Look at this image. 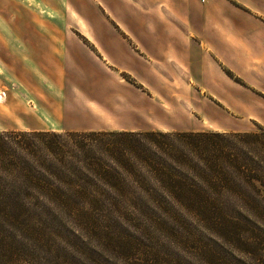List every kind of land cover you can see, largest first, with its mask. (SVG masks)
Wrapping results in <instances>:
<instances>
[{
    "label": "rangeland",
    "instance_id": "obj_1",
    "mask_svg": "<svg viewBox=\"0 0 264 264\" xmlns=\"http://www.w3.org/2000/svg\"><path fill=\"white\" fill-rule=\"evenodd\" d=\"M145 1L151 7L163 2ZM224 1L228 12L246 14L247 27L249 23L255 25L252 28L258 33L250 37L251 47L241 48L239 57L231 54L234 62L229 64L240 74L220 64L221 75L228 78L230 85H215L214 91L222 93L225 88L235 98L226 104L207 93L206 86L146 87L128 71L103 63L91 36L97 30L121 32L126 24L124 18L122 21L110 18L100 0H15L28 12H39L38 16L22 12L28 16V29L32 25L48 35L72 36L77 40L69 48L78 60L76 64L66 58L63 42L55 40L52 50L57 62L49 69L53 83L34 63L22 61L26 50L18 31L21 13L12 12L14 8L10 5L2 7L0 132L123 131L115 129L136 118L125 109L157 97L176 98L183 105L185 117L201 120L207 131H259L264 128V45L257 48L256 44L258 36L264 35V0L261 4L256 3L261 0ZM138 7L141 11L145 8ZM119 8L118 13L130 11L126 4ZM154 8L158 10L157 6ZM136 29H143V23ZM147 65L153 67L151 75L159 77L161 64ZM182 70L180 76L186 77V69ZM94 118L106 128L91 129ZM217 127L225 129L214 130ZM239 210L212 215L138 211L73 213L53 207L0 212V264H264V212ZM212 218L215 224L226 225L229 232L226 240L212 231Z\"/></svg>",
    "mask_w": 264,
    "mask_h": 264
},
{
    "label": "trees",
    "instance_id": "obj_2",
    "mask_svg": "<svg viewBox=\"0 0 264 264\" xmlns=\"http://www.w3.org/2000/svg\"><path fill=\"white\" fill-rule=\"evenodd\" d=\"M46 207L73 213L264 212V128L0 132V212ZM213 220L212 231L226 240V225Z\"/></svg>",
    "mask_w": 264,
    "mask_h": 264
},
{
    "label": "crops",
    "instance_id": "obj_3",
    "mask_svg": "<svg viewBox=\"0 0 264 264\" xmlns=\"http://www.w3.org/2000/svg\"><path fill=\"white\" fill-rule=\"evenodd\" d=\"M162 1L151 7V3L148 4L145 0H100V3L107 7L110 18L116 21H122L124 18L126 24L121 32L112 29L97 30L91 36L103 63L128 71L138 83L146 87L206 86L207 93L216 96L219 101L225 104L234 101L235 98L226 92L225 88L222 93L215 94V85H230L228 78L221 75L223 70L220 64L240 74V71L229 64L234 62L231 54L237 58L238 53L242 52V47H251L250 37L258 34L252 28L256 26H250L249 23L247 27L246 14L228 12L224 0ZM261 2L262 0L256 1L260 4ZM121 4H126L128 9L130 6V11L118 13ZM9 5L14 8L12 12L21 13L18 31L21 32V45L26 50L22 61L34 63L38 71L55 83L53 74H49L50 67L57 62L52 50L55 48V40L63 42L66 58L75 64L78 60L69 48L75 45L77 40L72 36L54 33L48 35L36 30L32 25L31 29H28V16H23L22 12L33 16H38L39 12H28L22 3L16 4L15 0H0V9ZM139 5L144 6V10L141 11ZM154 6H157L158 10ZM157 12H161V17ZM141 22L143 29H136ZM258 37L257 48L264 45V35L260 34ZM133 44L135 45L132 48ZM147 63L161 64L163 70H160L159 77L151 75L153 67ZM20 68L23 69V66ZM182 69H186V77L180 76L184 73ZM182 107L174 97H157L153 101L150 98L143 104L126 108L125 110L136 118L132 123L115 130L207 131L201 120L191 119L189 115L185 117L186 112ZM94 124L91 128L93 130L106 128L97 118H94ZM220 129L225 128L214 130Z\"/></svg>",
    "mask_w": 264,
    "mask_h": 264
},
{
    "label": "bare ground",
    "instance_id": "obj_4",
    "mask_svg": "<svg viewBox=\"0 0 264 264\" xmlns=\"http://www.w3.org/2000/svg\"><path fill=\"white\" fill-rule=\"evenodd\" d=\"M0 99H2V96L0 95Z\"/></svg>",
    "mask_w": 264,
    "mask_h": 264
}]
</instances>
